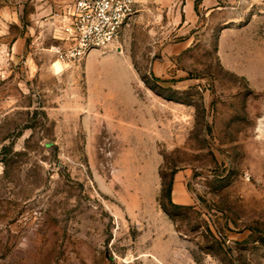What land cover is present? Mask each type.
<instances>
[{
	"label": "rangeland",
	"instance_id": "obj_1",
	"mask_svg": "<svg viewBox=\"0 0 264 264\" xmlns=\"http://www.w3.org/2000/svg\"><path fill=\"white\" fill-rule=\"evenodd\" d=\"M37 1L0 0V264H264V0H139L80 65Z\"/></svg>",
	"mask_w": 264,
	"mask_h": 264
},
{
	"label": "built area",
	"instance_id": "obj_2",
	"mask_svg": "<svg viewBox=\"0 0 264 264\" xmlns=\"http://www.w3.org/2000/svg\"><path fill=\"white\" fill-rule=\"evenodd\" d=\"M136 0H74L53 23L50 49L66 64L80 65L93 49L114 45L136 13Z\"/></svg>",
	"mask_w": 264,
	"mask_h": 264
},
{
	"label": "crops",
	"instance_id": "obj_3",
	"mask_svg": "<svg viewBox=\"0 0 264 264\" xmlns=\"http://www.w3.org/2000/svg\"><path fill=\"white\" fill-rule=\"evenodd\" d=\"M74 0H39L36 3V8L38 10H42L45 9L46 11L49 12H53L52 15L50 16V18L48 19L49 24H53L56 20L59 19V13L63 11V8L73 2ZM137 3L139 2V0H136ZM172 6L174 4V6H176L178 4L177 0H170ZM209 2H215L214 4L212 3V5L209 4ZM196 4L197 6H205V9H208L209 7H214V5L216 4V0H186V11H188V13L190 14L191 12H195L196 11ZM191 15H188V19H190ZM51 19H53L51 21ZM57 40V39H56ZM58 41V40H57ZM116 70V69H115ZM119 71V69H117ZM116 70V71H117ZM91 88V87H90ZM123 88L127 89V86L124 84ZM117 88L114 87V89H105L104 86H99L98 88L94 89V93H93V100H95L98 103H103L104 102V106L105 104V100H110V99H116L117 98V93L116 90Z\"/></svg>",
	"mask_w": 264,
	"mask_h": 264
},
{
	"label": "trees",
	"instance_id": "obj_4",
	"mask_svg": "<svg viewBox=\"0 0 264 264\" xmlns=\"http://www.w3.org/2000/svg\"><path fill=\"white\" fill-rule=\"evenodd\" d=\"M162 193L167 197L168 202L170 204H173L174 206L178 207V205L172 203V200H171V194H172V186H171V184L170 185H164V187L162 189ZM165 210L167 211V209H165ZM170 215H171V213H170Z\"/></svg>",
	"mask_w": 264,
	"mask_h": 264
}]
</instances>
